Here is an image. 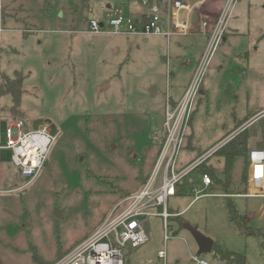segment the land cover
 I'll return each mask as SVG.
<instances>
[{
    "label": "rangeland",
    "instance_id": "rangeland-1",
    "mask_svg": "<svg viewBox=\"0 0 264 264\" xmlns=\"http://www.w3.org/2000/svg\"><path fill=\"white\" fill-rule=\"evenodd\" d=\"M128 1H4L8 11L0 39V72L25 75L20 110L27 129L48 123L57 138L31 183L20 177L12 150L0 149V176L8 172L11 181L10 187L0 186V264H39L32 247L43 261H53L60 247H73L114 205L139 192L153 169L157 143L163 138L156 114H165L168 89L174 97L182 94L204 40L173 36L168 44L163 36H151L145 44L133 35L88 32L91 20L111 15V10L105 12L109 4L124 12L144 10L140 0L126 6ZM228 25L230 38L215 54L204 94L195 105L182 166L238 136L242 126L235 130L236 123L250 112L264 111V0H239ZM167 55L169 63H164ZM172 71L176 76L168 80ZM0 99L4 147L13 101L7 94ZM246 131L251 148H264V118ZM206 165L225 180L223 158L214 155ZM246 166L245 157L235 159L231 194L246 192ZM198 175L195 171L192 177ZM209 193L218 195L193 204L194 197L187 194L170 198V212L180 213L183 227L174 218L169 229L160 217L148 219L150 240L129 249L130 264H165L158 259L160 250L168 253L166 264H197L195 255L220 264L213 253L198 254L190 228L225 250L245 255L249 264H264V199L221 196L227 193L221 185ZM230 203L255 234L231 221Z\"/></svg>",
    "mask_w": 264,
    "mask_h": 264
},
{
    "label": "built area",
    "instance_id": "built-area-1",
    "mask_svg": "<svg viewBox=\"0 0 264 264\" xmlns=\"http://www.w3.org/2000/svg\"><path fill=\"white\" fill-rule=\"evenodd\" d=\"M4 1L0 0V39L4 32ZM207 1L195 0L191 3L187 0H168L166 4L160 6L154 0H141L142 5L148 8L145 19L136 20L122 9L113 8L106 20H91L88 32L103 34L108 31L114 35L133 36L163 35L168 39L175 35H188L192 30V14ZM238 2L239 0H225L223 8L216 17L203 18L201 26L208 38L206 48L182 99L172 106L170 96H167L160 153L153 172L140 191L114 205L90 236L53 264H126L129 249L140 248L150 240L145 229L148 219L160 217L166 229H169V220L180 215L170 212L168 206L170 198L181 194L182 188L187 184L194 185L195 179L192 174L198 172L220 148L218 145L217 148L207 151L194 161L184 166L180 164L196 102L202 94L209 67L225 39L227 24ZM164 15L167 17L166 20L163 19ZM262 118L264 111L247 121L237 134L248 130L252 124ZM5 136L6 145L0 146V149L12 150V160L20 176L31 183L46 165L48 151L57 135L52 133L48 123L38 129L28 130L25 121L9 120ZM200 176L201 185L192 189L193 203L202 197L218 195L209 193L215 185L211 176L208 174ZM245 190V193L221 196L264 199V148H252L249 152ZM168 239L169 235L166 234V240ZM159 256L166 264L167 251L161 250ZM193 260L197 264H208L196 255L193 256Z\"/></svg>",
    "mask_w": 264,
    "mask_h": 264
},
{
    "label": "trees",
    "instance_id": "trees-1",
    "mask_svg": "<svg viewBox=\"0 0 264 264\" xmlns=\"http://www.w3.org/2000/svg\"><path fill=\"white\" fill-rule=\"evenodd\" d=\"M25 81V75L22 72H16L13 77H10L6 74H3L0 72V96L3 95H11L13 106L11 108V114L13 118L11 120L18 121L23 120L25 121V114L20 110L21 107V101L22 96L24 94V88L23 84ZM258 111H252L249 113V115L242 121H239L236 123L235 130L243 126L247 121H249L253 116L258 114ZM234 130V131H235ZM233 131V132H234ZM230 135V134H229ZM227 135V136H229ZM226 136V137H227ZM225 137V138H226ZM251 144L252 140L250 139L248 131H243L235 138L231 139L229 142H227L225 145L221 146L214 155H218L221 158H223L225 162V170L224 174L226 176L225 180L220 179L214 170H212L210 167L204 163L199 171L201 174H208L211 176V178L217 183L218 185L223 186V189L227 192L226 194H231L230 191V174L231 170L233 168V164L236 158L238 157H245L246 163L248 165V155L251 151ZM204 153H201L200 156H202ZM199 156V157H200ZM244 181L246 182L247 179V166L244 171ZM129 196V195H127ZM126 196V197H127ZM229 210H230V219L231 221L241 230L246 231L247 234L252 235L255 234V230H252L247 226V218L243 215H241L233 206V204H229ZM178 214V213H177ZM175 220H177L178 223H180V226H183L184 221L181 217V215L174 217ZM33 251V258L38 262L39 264H53L59 259H61L64 255L68 253V251H65L60 247L59 253L56 256V258L51 262H45L43 261L39 255L37 254L34 247H32ZM214 258L219 261L220 264H249L247 261V258L243 254H239L236 252H232L229 250H225L215 244L214 247Z\"/></svg>",
    "mask_w": 264,
    "mask_h": 264
},
{
    "label": "crops",
    "instance_id": "crops-1",
    "mask_svg": "<svg viewBox=\"0 0 264 264\" xmlns=\"http://www.w3.org/2000/svg\"><path fill=\"white\" fill-rule=\"evenodd\" d=\"M154 1L157 4H159L160 6H163L164 4L167 3L168 0H154ZM187 1H189L191 3H194L195 2V0H187ZM140 3L142 4L141 0H140ZM224 3H225V0H208L205 4H203V6H201L196 12H194V14H192V17H191V22H192L191 28H192V30H191V32L188 35H175V36H189V35H191L193 39L203 38L204 41L202 40L203 41V46H202L200 58H201V56H202V54H203V52H204V50L206 48L207 39H208L207 38V35L204 33V31L202 29L201 22H202L203 18H205V17H210V18L216 17L220 13L221 9L223 8ZM129 4H130V0L125 5L126 6H129ZM111 9H113V7L111 6V4H109V5H107V9H106L105 12H109ZM7 11H8V9H7V5L5 3V16L7 14ZM125 13L128 14V15H130V16H132L136 20H142V19H145V17L147 16L148 8L144 6V10L143 11L138 10V11H136L134 13L128 11V12H125ZM166 18H167L166 15H164L163 16V19L166 20ZM233 25H234L233 26V31L235 32L234 34H236V33H238V30L237 29H234V27H237L236 20H235V22H233ZM227 29H229L231 31V29L229 28V25H228ZM151 36H153V37L156 38V37H160V36H163V35H149V36H137V37L142 38V41L145 44H148L150 42V37ZM163 37L166 38L165 36H163ZM228 38H230V33H228V30H227L226 36H225V39H224L223 42H226L228 40ZM170 39L166 38L168 44L170 43ZM179 46H181V45L179 44ZM200 58H199V60H200ZM162 59L164 60V57L163 56H162ZM199 60H198V62H199ZM165 61H167V63H169V55L166 56V58L164 60V63H165ZM198 62H197V64H198ZM195 69H196V67H195ZM194 71H193V73H194ZM168 73L170 74V77L169 78H168ZM168 73H167V79L168 80L171 77H175L176 76V74L173 71L172 72H168ZM191 78H192V76L190 77V79L188 80V82L186 83V85H184L183 92H182V94L180 96L174 97L172 94L169 93V89H168V92H167V95H166V101H165V108H166L167 96L168 95L170 96V103H171L172 106L176 105L182 99V97L184 95V92H185L188 84L191 81ZM152 91H153V93H156V89L154 87L152 88ZM202 94H204V91H202ZM164 116H165V114H163V115L162 114H156V117H157L158 121L160 122V125H162V123H163ZM162 129H163V125H162ZM157 146H158V148H156V151H155V154H154V161H153L154 166H153V169H154V167L156 165V162H157V159H158V156H159V153H160L161 140L157 143ZM191 161H192V159H189V161H186L185 163L188 164L187 162L190 163ZM153 169L148 174V176L144 179V181L142 182V185H141L140 189L142 188V186L144 185V183L146 182V180L149 178V176L153 172ZM199 172L200 171H198V174H199L198 177H195L194 178L195 179V184L194 185L187 184L186 186H184L182 188L181 194H187V195L192 196V189L194 187H197V186L201 185V178H200L201 177L200 176L201 173H199ZM9 178H10V176H9L8 172H4L3 175H2V177L0 176V181H1V183L6 184V186L10 187L9 185H10L11 181H10ZM215 185H218V184L215 183ZM9 190H6V191H9ZM219 195H225V193L224 194H219ZM191 204H193V201L191 202ZM190 205L188 207H190ZM178 214H180V213H178ZM101 222L99 223V225L101 224ZM99 225H97L85 238H83L82 240L78 241L77 243H75V245L73 247H71L70 249L65 250V251H70L78 243H80L81 241H83L84 239H86L88 236H90ZM181 227H183V226H181ZM159 252H158V259L160 261H162L163 259L160 258ZM130 255H131V253H128L127 260H126V264H130L131 263V261L129 259ZM167 257H168V253H167Z\"/></svg>",
    "mask_w": 264,
    "mask_h": 264
},
{
    "label": "water",
    "instance_id": "water-1",
    "mask_svg": "<svg viewBox=\"0 0 264 264\" xmlns=\"http://www.w3.org/2000/svg\"><path fill=\"white\" fill-rule=\"evenodd\" d=\"M189 232L196 239L199 255H205V254L213 253L214 247H215V243H213V241L203 237L202 235H199L194 229L190 228Z\"/></svg>",
    "mask_w": 264,
    "mask_h": 264
}]
</instances>
